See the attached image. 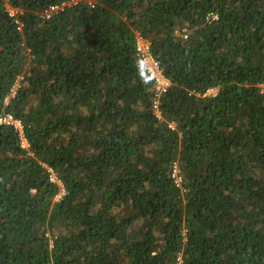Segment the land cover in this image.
<instances>
[{"label": "trees", "instance_id": "1", "mask_svg": "<svg viewBox=\"0 0 264 264\" xmlns=\"http://www.w3.org/2000/svg\"><path fill=\"white\" fill-rule=\"evenodd\" d=\"M68 1L0 0V264H264V0Z\"/></svg>", "mask_w": 264, "mask_h": 264}, {"label": "built area", "instance_id": "2", "mask_svg": "<svg viewBox=\"0 0 264 264\" xmlns=\"http://www.w3.org/2000/svg\"><path fill=\"white\" fill-rule=\"evenodd\" d=\"M81 0H69L67 3H64L62 5L51 7L49 10H47L44 14V17L49 18L53 12H56L59 10V8H63L70 5H75ZM89 4H91L89 2ZM10 16L14 17L17 14L16 10L10 11ZM18 25V30L21 29V25L16 22ZM135 52L136 56L140 60V65L142 69L145 71L147 76L153 81V87H154V101L152 104L153 111L155 113V116L158 120L161 119L160 112L158 110V101L160 99V96L166 92V90L170 87V81L164 76L163 71L158 64V62L152 57L151 51H150V43L147 39H144L140 34H136L135 36ZM13 91L12 94L13 95ZM0 125H10L13 126L16 130L19 131V135L21 137V146L27 147L28 144L26 140L24 139L22 135V126L20 121L14 119L9 114H3L0 116ZM49 172V180L51 182H55L57 184H60V182L57 180L56 176L54 175L53 171L51 169H48ZM178 168L177 166L173 169V177L175 178V182L179 183L180 178L178 177ZM62 195L64 194L63 189L61 190ZM180 264V263H178Z\"/></svg>", "mask_w": 264, "mask_h": 264}, {"label": "rangeland", "instance_id": "3", "mask_svg": "<svg viewBox=\"0 0 264 264\" xmlns=\"http://www.w3.org/2000/svg\"><path fill=\"white\" fill-rule=\"evenodd\" d=\"M90 3H92V2L90 1ZM10 11H11V9H9V12H10ZM19 80H20V79H19ZM17 84H18V82L16 83L15 88L17 87ZM215 94H216V90L211 89V90H208L204 96H214ZM171 127H172V125H171ZM61 197H62V192H60V194H57V195L55 196V198H54V202L59 201V200L61 199Z\"/></svg>", "mask_w": 264, "mask_h": 264}, {"label": "clouds", "instance_id": "4", "mask_svg": "<svg viewBox=\"0 0 264 264\" xmlns=\"http://www.w3.org/2000/svg\"><path fill=\"white\" fill-rule=\"evenodd\" d=\"M9 9H11V8H8V11H9ZM11 10H14V9H11ZM10 13V12H9ZM12 91L15 93V87L14 88H12V90H11V94H12ZM13 93V94H14Z\"/></svg>", "mask_w": 264, "mask_h": 264}]
</instances>
